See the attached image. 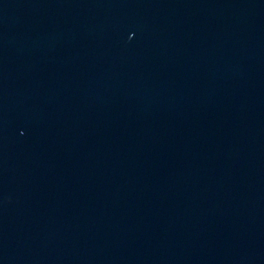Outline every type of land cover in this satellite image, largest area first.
I'll return each mask as SVG.
<instances>
[{"label": "water", "instance_id": "95a60500", "mask_svg": "<svg viewBox=\"0 0 264 264\" xmlns=\"http://www.w3.org/2000/svg\"><path fill=\"white\" fill-rule=\"evenodd\" d=\"M0 264H264V0H0Z\"/></svg>", "mask_w": 264, "mask_h": 264}]
</instances>
